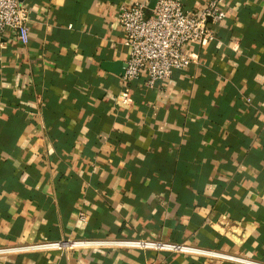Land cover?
<instances>
[{
    "label": "crops",
    "instance_id": "0c3cea01",
    "mask_svg": "<svg viewBox=\"0 0 264 264\" xmlns=\"http://www.w3.org/2000/svg\"><path fill=\"white\" fill-rule=\"evenodd\" d=\"M20 1L28 39L0 35V246L149 239L250 263L104 246L0 264H264V0H223L215 39L154 87L122 80L134 0Z\"/></svg>",
    "mask_w": 264,
    "mask_h": 264
},
{
    "label": "built area",
    "instance_id": "2783aa9c",
    "mask_svg": "<svg viewBox=\"0 0 264 264\" xmlns=\"http://www.w3.org/2000/svg\"><path fill=\"white\" fill-rule=\"evenodd\" d=\"M222 1L209 0L205 6L186 10L181 0H155L151 14L146 12L150 0H134L119 4L117 18L126 37L125 45L129 49L122 80L125 83L134 81L146 72V85L154 87L156 82L168 79L174 71L188 68L196 60V56L189 52L187 46L190 43L204 44L214 40L213 25L226 18V12L221 8ZM29 21V9L20 0H0V35L11 31L22 41H26L30 30ZM79 218L86 221L88 217L80 212ZM104 246L203 253L250 263L243 258L224 256L182 243L149 239L44 240L24 245L0 246V256L21 251Z\"/></svg>",
    "mask_w": 264,
    "mask_h": 264
},
{
    "label": "water",
    "instance_id": "95a60500",
    "mask_svg": "<svg viewBox=\"0 0 264 264\" xmlns=\"http://www.w3.org/2000/svg\"><path fill=\"white\" fill-rule=\"evenodd\" d=\"M154 4V1H152L151 2V6ZM115 65V67L117 68V66H118V63H116V64H114ZM126 66V65H125Z\"/></svg>",
    "mask_w": 264,
    "mask_h": 264
}]
</instances>
